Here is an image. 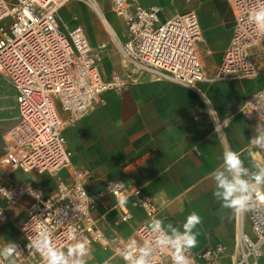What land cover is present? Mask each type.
<instances>
[{"label":"built area","instance_id":"built-area-1","mask_svg":"<svg viewBox=\"0 0 264 264\" xmlns=\"http://www.w3.org/2000/svg\"><path fill=\"white\" fill-rule=\"evenodd\" d=\"M71 1L75 0H0V24L10 20L8 25H0V76L16 90L18 105L17 124L4 137L7 151L0 158V170L21 169L54 182L53 190L46 195L28 185L0 184V193L8 203H17L24 196L34 200L21 226L23 241L17 243L20 253L12 258L17 264H43L40 254L27 247L42 227L48 228L53 241L64 250L75 242L67 240L69 228H75L77 237L87 240L89 247H108L111 243L97 227L92 212L108 196L117 201V194L126 196L127 202L121 208L117 201L120 218L116 226L131 222L134 210L144 215L130 237L115 239L114 253L125 264L120 252L130 238L140 245L154 239L150 222L160 211L158 203L144 195L141 187L121 180H107L102 190L91 194L87 189L90 171L72 165L65 132L104 103L103 93L120 91L133 76L113 73L104 80L100 65L107 45L93 48L80 25L68 31L60 27L58 13ZM110 2L125 30V41H114L132 74L195 90L202 82L258 76V50L264 48V34L257 32L247 18L258 0H230L234 13L232 37L211 78L201 57L203 33L195 10L163 22L158 5L145 7L137 0ZM58 104L66 118L59 114ZM241 112L264 125V90L250 96ZM227 123L216 121V131L221 133ZM258 164L264 165V161ZM64 171L67 177H62ZM4 217L0 209V221ZM236 221L237 234L230 254L225 245L217 244L197 252L190 249L187 255L195 264H259L264 255V203L254 200L247 210L236 213ZM171 255L170 249H157L150 259L152 264H172Z\"/></svg>","mask_w":264,"mask_h":264},{"label":"crops","instance_id":"crops-1","mask_svg":"<svg viewBox=\"0 0 264 264\" xmlns=\"http://www.w3.org/2000/svg\"><path fill=\"white\" fill-rule=\"evenodd\" d=\"M137 1L145 7L160 6L163 22L189 9L197 12L203 33L204 51L201 57L205 73L211 78L232 37L234 13L229 0H206L198 7L194 4L189 8L180 0ZM97 5L112 34L120 42L115 25L121 26L124 42L125 30L121 20L110 10L104 11L99 2ZM94 21L104 32L103 27ZM100 21L112 37L102 19ZM223 27L227 30L221 33L223 37L218 44L216 57L208 62L206 58L213 54L215 36ZM106 39L90 44L93 48L100 44L107 45ZM106 50L102 53V59ZM258 54L259 72L256 78L207 81L199 83L195 90L137 74L120 91L103 93L101 99L104 103L65 132L66 146L73 154L72 165L90 171L89 192L94 194L102 190L107 180H121L141 187L144 195L158 203L160 211L156 219L162 220L165 225L172 223L183 231L182 225L191 212L200 215L202 223L194 229L200 233L198 245L192 250L197 252L223 244L230 254L237 234L236 213L221 208L220 202L214 198L215 181L211 173L223 164L225 149L239 152L249 168L258 161H264V149L249 143L260 123L248 119L241 112L250 96L264 90L263 47L259 48ZM100 71L106 81L113 73L128 75L126 70L105 73L102 63ZM12 90L16 97L13 86ZM205 98L211 100L212 104H207ZM16 109V121L9 131L17 124V100ZM57 109L66 118L59 104ZM210 109L217 116L209 113ZM216 121L228 122L221 133L216 131ZM6 151L4 135L0 134V158ZM62 177H67L65 171ZM0 184L28 185L45 195L54 187L51 179L21 169L0 170ZM33 202L32 197L24 196L11 204L0 193V209L5 214L0 221V248L9 242L23 241L21 226ZM116 204L117 201L108 196L93 210L97 227L111 244L108 247L99 244L90 246L89 254L84 258L86 264H121V259L114 253L115 239H127L144 221V215L134 210L131 222L116 226L114 223L120 218ZM246 227L250 228L248 222ZM259 264H264V255Z\"/></svg>","mask_w":264,"mask_h":264},{"label":"clouds","instance_id":"clouds-1","mask_svg":"<svg viewBox=\"0 0 264 264\" xmlns=\"http://www.w3.org/2000/svg\"><path fill=\"white\" fill-rule=\"evenodd\" d=\"M248 21L255 26L257 32L264 34V0H258L257 5L248 14ZM205 102L212 104L205 98ZM209 113L216 115L214 110ZM210 115V116H212ZM249 143L257 148L264 149V125L256 127V133ZM215 181L214 198L220 202L221 208L231 209L235 213L247 210L255 200L264 203V165L254 164L252 168L246 167L239 152L231 149L223 151V164L211 173ZM122 186V184H121ZM113 185L110 186V191ZM3 190V189H0ZM118 205L123 208L127 197L117 194ZM202 223V218L195 211L191 212L182 225L183 231L172 223L164 224L162 220L154 219L150 222V230L154 239L145 240L142 245L135 239L129 240L120 252L125 264H152L151 257L157 249L163 251L170 249L172 264H195L187 252L198 245L200 233L194 231ZM69 243L64 247L58 246L47 227H42L37 235L30 239L27 247L34 249L43 259V264H86L85 257L89 254V242L81 240L76 235L75 228L67 232ZM19 245L9 242L0 248V264L8 261L15 264L12 259L18 255Z\"/></svg>","mask_w":264,"mask_h":264},{"label":"rangeland","instance_id":"rangeland-1","mask_svg":"<svg viewBox=\"0 0 264 264\" xmlns=\"http://www.w3.org/2000/svg\"><path fill=\"white\" fill-rule=\"evenodd\" d=\"M7 1L9 2L10 0ZM97 1L99 2V4L101 5L104 11L108 9L113 13L111 9L110 0H97ZM204 1L206 0H192L190 2H187L186 0H180V2H182L186 8L187 7L189 8L194 4L195 5L197 4L196 7H198L200 3L201 2L203 3ZM229 3L231 4L230 0ZM75 18H77L78 20H75ZM94 19L96 20L97 23H99L103 27L104 32L95 23ZM100 20L101 19L98 16V14L90 7V5L86 1L83 0H75L68 2L64 7H62V9L58 13L59 25L62 26V29L64 31H68L71 27L80 24L82 25L86 33V36L88 37L91 44H93L92 42H95V40H103L107 38L106 39L107 41L105 40L108 43L107 50L103 54V59L101 61L102 70L105 73L114 70L116 71L126 70L128 74L132 76L136 75V74H132L134 72L131 73L132 71L131 69L125 67L126 64L124 62L122 55L117 49V45L114 39H112V37H110V35L106 32ZM9 23L10 20L7 19L0 25L1 26L8 25ZM115 27L119 34L120 40L123 43V39H124L123 30L121 29V26L115 25ZM226 30L227 28L223 27V29L219 32V34L215 36L216 42L213 45V54L206 58L208 62H210L214 57H216V50L218 49V44L223 37V34L221 33L225 32ZM16 116H17V109H16L15 92L14 90H12L11 84L8 83L5 79L0 77V134H3L4 137L5 134L9 131V129L15 124Z\"/></svg>","mask_w":264,"mask_h":264},{"label":"bare ground","instance_id":"bare-ground-1","mask_svg":"<svg viewBox=\"0 0 264 264\" xmlns=\"http://www.w3.org/2000/svg\"><path fill=\"white\" fill-rule=\"evenodd\" d=\"M98 3V2H97ZM96 0H88V4L90 6H92V9L99 15V17L103 20L107 30L110 32V34L112 35L113 39H115L116 41L118 40L117 37L115 35L112 34L111 32V28L109 26V24L107 23V21L105 20V18L103 16H101V12H100V8L97 5Z\"/></svg>","mask_w":264,"mask_h":264}]
</instances>
